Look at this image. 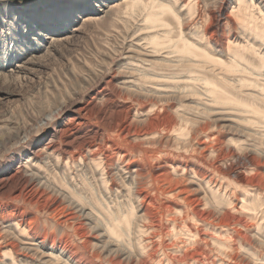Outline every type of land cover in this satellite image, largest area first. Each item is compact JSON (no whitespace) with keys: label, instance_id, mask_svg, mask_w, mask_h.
Masks as SVG:
<instances>
[{"label":"rangeland","instance_id":"rangeland-1","mask_svg":"<svg viewBox=\"0 0 264 264\" xmlns=\"http://www.w3.org/2000/svg\"><path fill=\"white\" fill-rule=\"evenodd\" d=\"M89 1L93 9H95V11L91 13L83 12L84 7L80 8L77 6L75 8L74 3L76 2V0H0V126H4V128H0V178L7 176L9 174L8 172L22 165L21 163H23L26 157L30 156L31 151L36 152V150L40 148V146H44L48 142H52L53 139H56L55 141H53V144H56L58 142L56 144L57 150H63L65 148L66 137H63V135H61V130L65 122L68 121L67 119L70 118L71 114L74 113L77 108L82 106H89L90 108L92 107L95 110L103 111L110 104V109H107L108 111L106 110L108 113H106V119L108 121H115L122 116L123 106H128V104L135 106L137 105L135 104L136 102L134 103L132 99H125L129 96H127L128 94L124 89L120 88L118 82L123 80L122 78L126 75V69H123V71L122 67L120 66H123V63L125 62H131V60V63H136L138 57H143L142 55L128 52L126 50V45H130L131 42V45L137 42L139 44H143L145 42V40H141L139 37L142 38L144 32H146V10L142 7H138L135 10H132L133 12L129 16V14H126V12L130 13L131 11L124 9V7L119 4L122 0ZM149 1L150 0H146L145 2H148L149 4ZM256 1H259L260 5L264 4V0ZM190 2L189 3L191 6L188 5L190 9L188 7L186 8L189 9L187 10L189 13L188 15H194L198 11H201L203 14L207 15L209 9L217 7L216 0H214V3L212 1L209 7L206 6V8L201 5L203 3L199 4L201 0H190ZM195 2H198V6ZM104 3L107 5L103 6ZM116 4H118L117 6L119 7L121 6V8L117 7ZM47 7L50 8V11L47 10ZM64 7H67L69 11H65L63 13V11H61V8ZM116 7L120 11H117V9H115ZM14 10L16 12H19L20 10H30L35 12L36 14H40V17H38V19H40L38 22L39 24L37 25V23H32L31 21L34 20L28 18L24 21L22 19H13V16L14 18L16 16L12 15V13L10 12ZM114 10L119 13H114ZM102 12L105 14H103ZM194 18H196V15H194ZM194 18L192 16L188 20L183 21V25L181 28L184 29L192 27ZM140 19L143 21H141ZM167 19L170 25L174 28V35L177 34L178 27L176 20L171 15H168ZM53 20H56V22L58 23L57 27L59 29L56 27L58 29L57 32L55 31L56 28L45 29V26L43 27L44 24H51ZM26 23H28V26L25 27ZM138 26L140 27L136 28ZM141 26H144V29L143 27L141 28ZM213 26V24H210L209 26H207L206 30H212ZM31 27L32 29L29 32H26L25 29ZM135 28L136 30L140 29L139 33L138 31L137 33H135ZM203 28L204 26L201 27V30H203ZM141 29L143 30V32ZM227 31L229 33L235 32L233 29L225 28V32ZM113 34H118L119 36L116 35L115 37V35ZM130 34L132 35L130 36ZM136 37L139 41L136 40ZM223 43L224 41H222L219 46H226V44ZM117 45L119 46V48L117 47ZM219 46L218 48H220ZM230 47L235 48L234 43L231 44ZM118 49L120 50L118 51ZM116 51H118V54ZM165 52L166 51L160 49L156 52L158 56L153 59H155L157 62H160V59L164 57ZM114 54H117L118 56H115ZM134 54H136V56ZM247 61L250 64L257 66L260 64V62L264 61V57L260 59L254 58L253 54L250 53L247 55ZM16 65H22V68H20L18 72L13 71ZM158 68H160L159 73H161L162 78L166 76L170 77V73H164L166 72V67ZM9 69L12 70V72ZM179 74L183 73L180 72ZM191 76H198L199 78H202V81L203 79L204 81L207 80L209 84H201L194 78L187 79L189 80V83H192L193 87L190 88V90H180L173 85L172 87L166 86L168 81L174 83L176 78H173V80L168 77L169 80L165 78L160 80L161 76L158 78L156 77L158 79V86L147 84L150 86H147L148 90H150V88L151 90L152 88L154 90L155 87L162 92L164 91L163 95H169V93L172 92L177 93L176 97H162L163 99H161L160 102L157 101L158 99L154 97V95H151L153 92L150 90L149 93H151V96H149V98H147L146 100L148 101L149 99H151L156 103L154 105L155 107L152 106V112L155 110L154 113H152L154 116L159 112V114H161L160 118L162 116H166L167 118V116H169L170 114V116H173L174 118L176 117L178 120L179 113L192 120L188 122H182L183 124H187L186 128L184 129V137L187 144L195 145V139H193V137L196 138L200 136V133H195L193 129H199L202 126H206V128H209L211 132L217 135L213 138L214 142L216 141V143L221 142L222 144H224L219 145L220 151L218 152V156L220 157L215 159L211 158L209 160L206 159L205 162L208 165H213L214 163L218 164L223 172H227L229 174L231 181L228 182H232L233 185L227 190L225 195H221L218 192L212 193L211 196L214 201L210 198V196L206 195L209 201L201 200L198 205L196 203H193L191 207L195 208L196 210H200V214L202 213L204 217L207 218L205 219L201 217L206 223H212V225H209L208 230L201 229L202 227L199 226L200 233H204L207 235L213 234L214 239L220 238L221 241H225L224 248L228 249L227 245H230L233 249L236 250L234 253L237 254V259L228 262L229 264H263L264 184L262 183L259 186L254 184L246 185L248 183L245 181L249 180L251 176L256 172L261 174V176L264 178V155H260L264 154V137L258 131L260 130L259 124L253 123L251 119H248L253 115L251 111L248 110H252L254 106H259V104L264 105V102L244 103L245 100L249 102L251 101L249 100L250 98L245 94V91H249L250 89L253 90V87H247V89H244V87L240 88L238 86L237 79L242 77V73L240 72H231L226 70L224 67H221V74L218 75L215 71L212 72L204 68H200ZM159 82H161L160 85ZM162 84H165V86ZM100 87L106 89L108 92L114 93V97L112 98V100H110V102L106 103L104 100L99 99L95 101L96 98L94 97V95L101 89ZM147 87L145 84L144 88L146 90ZM166 89L168 90L166 91ZM176 90H178V92H176ZM130 100L131 102H129ZM146 100L144 99L143 101L146 102ZM149 103L150 102H148V105ZM153 107L155 108L154 110ZM160 107L162 109H160ZM171 108H175V110H178L177 115L172 111ZM60 109H62L63 112L61 111L62 113L58 114ZM111 110L112 113H110ZM163 113H166L165 116ZM54 114L56 117L53 116ZM65 116L68 118H66ZM89 118L90 119L86 121L85 125L77 128L75 131L76 133H78V137L81 140H89L94 132H99L102 133V135L104 134L103 136L108 135L107 137L111 138L110 140L114 148H118L120 145L122 148H125L124 146L126 145L124 144V142L120 141L113 133L108 131V129L104 127L105 125H102L99 122V118L97 115L93 114ZM51 119H53V121ZM42 120L45 122H43ZM49 121L52 125L49 123ZM16 133H19V136L22 139H17L15 137ZM58 137H60L59 141ZM19 142H21V144L20 146H17ZM249 146L257 151L256 156L260 159L259 164L254 168L252 165L246 163V161L241 156L238 158L235 156V153H239L241 149ZM136 148L141 149L145 154H148L152 150H159L162 154L163 159H160L159 161L157 160L156 163H162L163 161L167 160L170 163L173 162L175 164L177 162L185 161L186 159L188 160L191 156L192 158H196V156H193L191 152L185 153L184 151H182V147L176 148L175 146H172L169 143L165 142H162L159 145H145ZM111 149L112 147H108L107 151L110 152ZM132 156L129 158L132 159L127 163H141L139 164L141 166H143L142 164H144L143 167H146L148 171L152 169L154 164H156L154 163V161L151 162V160L143 158L141 155L137 156V154H134ZM102 166L104 167V165ZM59 168L57 174H54L52 171L51 173H49L50 182H52L54 179L56 180L54 182H56V184L60 188L63 187V189L72 192L73 189L70 185L72 182L69 183L68 180L65 179L66 174L63 173L62 167ZM146 168L144 170H146ZM236 171L244 172V175L241 176L243 181L235 177ZM78 174L79 173H77L76 175ZM92 174L93 173L90 172L88 174H85L84 176H81L80 173L78 175V178H76V182L79 183L83 180V182H85V184L87 185L86 187H84L85 190H82V193L83 195L86 193L85 195L90 199V201L92 203L94 202L93 205L95 207V222L102 228L104 226L116 227V218H119L121 213L128 214L132 218L131 213H135L134 207L132 205L133 194L127 192L128 187L125 186L123 190L120 179H118L117 176L115 179H113L115 175H113L114 177H111V181L110 178L107 179V185H109L108 187L112 188L113 185L118 186L119 190H121L119 192V195H122H120L121 198L119 197V200L117 201L118 205L110 208L111 210H108L107 202L109 201V199H107L106 196L103 195L104 192L101 191L102 189H100L98 179L94 176V174ZM50 176H52L53 178H51ZM54 176H58L59 178H54ZM24 177L27 178L28 176L25 175ZM91 180L94 182V184ZM108 180L111 182V184ZM113 180L115 183L112 182ZM33 181H30V179H27V181L23 179L17 182L16 185L9 182L7 186L10 185L9 187L11 189L13 188V186H15L16 194L14 193V191L11 192V189H9L8 191H0V220L6 221L12 213L16 216L22 214L21 216L25 220L28 227L25 234L29 235L28 238H32L35 236L38 238V240L40 239V242L37 241L38 250L40 249V252L38 250L37 252H29L30 250L23 249L18 255L16 252L17 248H13L12 250V248H9L11 246H6V249H9L13 252L12 259L30 261L31 264H44L42 263L41 253L46 254L47 252H51L52 246L55 248L59 246L66 248L65 252L69 255H72V257L79 264H110V262L108 261L109 258H116L123 264H125V260L122 257L114 254L109 255L106 259L107 261L101 259V261H103L98 262L99 259L93 257L90 249L84 245V238L82 237V234L85 233L86 235H89V240H92L94 242H96V240L100 238L97 232L91 229L89 222H87V220L83 216H80L77 212H75L59 192L50 190V188L53 189L51 186H48L49 189L46 187L37 186L38 188H34L35 191H33L32 185L33 183L35 185V181ZM126 183H128V181L125 179L124 184ZM144 185V189L147 188L149 190V186L151 189H154V187L148 185L147 179L145 180ZM68 186L71 187L68 188ZM158 186L161 187V183L158 182ZM17 190L21 191V194L24 195L31 194L30 191H32L33 199L36 198L35 200L39 202V205H43L45 208L46 206H48L51 208V210L44 211L36 206L33 207L29 204L26 205L27 203H21L20 199H16L15 197L18 193ZM126 193L127 196L125 195ZM113 194H111L112 197L115 196H113ZM74 196L77 198V194L74 193ZM94 196L96 198H94ZM85 200L83 199L82 201L85 203ZM239 200H241L242 203L239 202ZM155 201L157 207H161L162 205V208L164 204L171 205V209L175 204L184 206L183 203H181L174 197L164 198L161 196V198H156ZM18 203H20L21 206ZM203 203L204 206L202 210L204 211L200 209V205H202ZM24 204L25 206H23ZM254 207L256 208L255 210L252 209ZM38 209L41 211H39ZM160 209H158V211L161 212L162 209ZM36 210H38L37 212L40 213H37ZM69 212H72L76 216L79 215L76 219V225L81 224L83 226L82 232H80L79 230L75 231V226L73 227L62 224V215ZM247 212H251L254 215L251 216V214ZM220 213L227 214V222L223 224L219 223L218 220L221 216ZM34 214L38 215V217L36 215L33 216ZM139 214H141V212L136 213V217ZM246 214H248V216ZM30 217L34 218V220H37L38 225L36 221H33V219ZM45 217L49 219L47 220ZM45 219L49 223L46 224ZM55 219H57V224L55 223ZM159 219L160 218L158 216V213L156 212L155 220H158L157 222L164 226L166 223L165 220ZM138 220L139 219H137V221ZM140 220H142V224L144 222V219L140 218ZM56 225L57 227H55ZM211 226L212 228H210ZM1 227L2 225L0 223V228ZM221 227L222 232L219 231ZM122 238L123 240L121 239V244L124 245L128 250H131L130 253L133 258L131 264H207L208 261V264H218V262L225 264V260L216 261L215 255L217 254L214 252L213 253L215 255H209L205 254L204 251L203 256H201L202 254H200V257L194 256L195 258L193 257V259L190 260L189 256H185V251H187L186 253H188V251H191L190 253H192L191 247L196 241V238L194 240L193 238H189L191 239V242L185 243L189 241L188 237H186L185 235H180L178 238L172 239L170 241H166L164 238V242H166V244L170 243V246H168L169 248H175L179 245H183L182 250L163 249V251L159 246L151 247V249L149 247H146L143 250V253H140L142 255L137 254L136 249L138 247L136 248V246H133V239H130L128 241L127 237ZM203 238L205 241L210 243V240H208L207 237ZM18 239L19 238L10 237L6 239V243L8 242L9 244H17L20 247V243L22 240ZM238 239H240L241 242H238ZM202 244L210 247L207 243ZM5 248H2L0 250L1 255L2 253H4V250H6ZM226 249H223V251L226 253H230V251H226ZM83 250L84 252H87L86 255L84 254ZM183 250L184 252H182ZM151 251H154V253H152ZM53 253L56 252L54 251ZM169 253L171 254L169 255ZM176 253L177 256H175ZM190 253L188 254L191 255ZM250 253L252 255H250ZM22 255H26L27 257H25L24 259ZM211 256L212 259L210 258ZM257 257L262 259H255ZM0 258L1 260H4L3 256H0ZM95 258L97 261L95 260ZM8 259L9 257L6 256L5 260ZM205 259L206 262H204ZM187 260L188 262H186ZM20 263L28 264L25 262Z\"/></svg>","mask_w":264,"mask_h":264},{"label":"bare ground","instance_id":"bare-ground-1","mask_svg":"<svg viewBox=\"0 0 264 264\" xmlns=\"http://www.w3.org/2000/svg\"><path fill=\"white\" fill-rule=\"evenodd\" d=\"M145 1L146 0H122L121 3H119L122 7H124V9L131 11L130 13L126 12V14L127 13L129 14V16L133 12L132 10H135L138 7L139 8L142 7L146 10V17H145L146 25L142 24L145 25L146 32H144L142 38L139 37L141 40H145V42L142 41L144 42L143 44L142 43L139 44L137 42V43H133L132 45L131 42L130 45L129 44L126 45L127 46L126 50L128 52L136 53L138 55H142L143 57H138V60L134 57L137 60L136 63L135 62L131 63L132 62L131 60V62L123 63V66L120 64L122 70L126 69L125 71L126 75L122 78L123 80L121 81L118 80L120 88L124 89L128 94L127 96H129L128 98L125 99L129 100L130 98L134 101V103L136 102L135 104L137 105L135 106L128 104V106L127 105L123 106L122 116L116 119L115 121H108L106 119V113L108 111L107 109H110L109 108L110 104L105 109L102 107L104 109L103 111L95 110L94 108L92 107L90 108L89 106H82L77 108V110L71 114L70 118L67 119L68 121L66 120L67 122H65L61 130L62 131L61 135H63V137H66L65 148L61 151L57 150L56 144L58 142L56 144H53V141L56 140L53 139L52 142H48L46 145L40 146V148L36 150L37 153L35 151H31L30 156L26 157L23 163H21L22 164L20 165L21 167L20 166L16 167L15 169L8 172L9 174L7 176L0 178V191H4V190L8 191L9 189H11L9 187L10 185L7 186L9 182H11V184L16 185L17 182L23 179H25L26 181L27 179H30V181L33 180L35 181V185L34 183L32 185L33 191H35L34 188H36L37 186L38 187L42 186L46 188H48V186H51L53 189L50 188V190L59 192L63 196V198L69 203L70 207H72L74 211L77 212L80 216H83L87 220V222H89L91 229L97 232L100 238L97 239L96 242L89 240L88 238L89 235H86L85 233L82 234V237L84 238V245L90 249L93 257L99 259L98 262H100L101 259L106 260L109 255L114 254L122 257L125 260V264L132 263L131 261H133V258L130 253L131 250H128L124 245L121 244L123 240L122 237H127L128 241L130 239H133L134 241L133 246H136V248L138 247L136 249L137 250L136 252L137 254H140L143 253V250L146 247H149L151 249V247H156V246L161 247L162 250L163 249L182 250L183 245H179L175 248H169L168 246H170V243L166 244V242H164V238L166 241H170L172 239L178 238L180 235H185L186 237H188L189 240L188 242L185 243L191 242V239L189 238H193V240L196 238V241L193 243V246L191 247L192 253H190L191 251L190 252L188 251V253H190L191 255H189L188 253H186L187 251H185V256L187 257L189 256L190 260L193 259L194 256L198 257L200 254H202L201 256H203L205 251V254H209V255H215L214 253H216L217 254L215 255L216 261L225 260L224 262L226 264L232 260L237 259V254L234 253L236 250L233 249L230 245H227L228 249L224 248L225 241H221L220 238L214 239L213 234L207 235L204 233H200L199 226L202 227L201 229L208 230L209 225H212V223H206L202 219L205 217L202 213L200 214V210H196L195 208L191 207L193 203H196L198 205L201 202V200H205V201L208 200L206 195L210 196V198L214 201V199L211 196L212 193L218 192L221 195H225L227 190L233 185L232 182H228L231 181L229 174L227 172H223L218 164L214 163L213 165H208L205 162L206 159L209 160L211 158L215 159L220 157L218 156V152L220 151L219 145H224V144H222L221 142H217V143L216 141L214 142L213 138L217 135L211 132L209 128H206V126H202L199 129L198 128L193 129L195 133H200V136L196 138L193 137V139H195L194 140L195 145L187 144L185 141L186 139L184 137L185 135L184 129L186 128L187 124L186 123L183 124L182 122L183 121L188 122L192 120L179 113H178V120L176 117L174 118L173 116H170V114L166 118L165 116L166 113H163L165 117L162 116L160 118L161 114H159V112L154 116L152 113H154L155 111L154 105L156 103L151 99H149L148 101L146 100L147 98H149V96L154 95V97L158 99L157 101L161 102V99H163L164 97H174V96L176 97L177 93L172 92L169 93V95H163L164 91L162 92L158 90V88L154 87V90L153 88L152 90L150 88V90L153 92L151 94L149 93L150 90H148L147 86H149L150 84L158 86L157 78L161 76V79L159 78L160 80H162L163 78L168 80L169 78L170 79L176 78L174 83H171V81L167 80L168 81L166 85L167 87L168 86L172 87L173 85L176 86L177 89L179 88L180 90H187V89L190 90V88H192L193 85L192 83H189L188 82L189 80L187 79L194 78L198 80L201 84H205V85L209 84L207 80L204 81L203 79L202 81V78H199L198 76H191L198 69L204 68L208 71H212V72L215 71L216 74L219 75L221 74V67H224L228 71L242 73V77L237 79L238 86L240 88L244 87V89H247V87H253V90L250 89L249 91H245L246 92L245 94L250 98L249 100L251 101L249 102L245 100L244 103L264 102V61L260 62V64L257 66L252 65L247 61V55L250 53L253 54L254 58L260 59L264 57V4L260 5L259 1L257 2L256 0H216L217 7L213 9H209L207 15L203 14L201 11H198L194 14L196 15V18H194V15L193 14L188 15L189 13L187 11L190 9L188 5L192 3L190 2V0H182V1L150 0L149 4L148 2ZM212 1L214 3V0H201L199 4L203 3L201 5L206 8V6L209 7ZM74 4H75V8L77 6L80 8L84 7L83 12L91 13L95 11L92 5H90L89 0H76ZM197 4L198 2L196 3V5ZM106 5L107 4L105 3L103 4V6ZM117 5L118 4H116V6ZM121 6L120 7L117 6V7L121 8ZM117 7L115 9H117V11H120L118 10ZM187 7L189 9H186ZM47 10L50 11V8L47 7ZM14 11L10 12L12 13V15L16 16L15 18L13 16V19H18V20L22 19L24 21L27 20L28 18L34 20L31 21L32 23L34 24L37 23V25L39 24L38 22L40 19H38V17H40V14H36L35 12L30 10H26V11L20 10L19 12L16 11L14 12ZM61 11H63L64 13L65 11H69V9L67 7H64L61 8ZM115 12L116 11L114 10V13ZM168 15L173 16L177 22L178 33L175 35L173 32L174 28L170 25L167 19ZM192 16L194 18L192 27L184 28V29L181 28L183 25L182 24L183 21L188 20ZM57 24L58 23L56 22V20H53L51 24L48 25L44 24L43 27L45 26L44 27L45 29H52V28H56ZM210 24L214 25L213 29L207 31L206 30L207 26H209ZM26 26H28V23H26L25 27ZM202 26H204L203 30H201ZM139 27L140 26L136 28ZM142 27L144 29V26H141V28ZM57 28L55 29L56 32L59 29ZM225 28L233 29L235 32L234 33H229L228 31L225 32ZM31 29L32 27L26 28L25 30L26 32H29ZM139 30L137 29L135 33H137V31L139 33ZM113 35H115L116 37V35L118 34H113ZM131 35L132 34H130V36ZM222 41H224L226 46L224 47L219 46ZM233 43L235 45V48L230 47V45ZM218 46L220 48H218ZM117 47L119 48L118 45ZM160 49L166 52L164 57L160 59L161 61L157 62L153 58L158 56L156 52L159 51ZM119 50L120 49H118V51ZM118 51H116L117 54ZM117 54L114 55L116 56ZM136 54L134 55L136 56ZM158 67H163V68L166 67V72L164 71L163 72L165 74L170 73L169 74L170 77L168 76L169 77L168 78L166 76L167 78L166 77L162 78L161 73H159L160 68ZM20 68H22V65H16L13 71L18 72ZM10 71L12 72V70ZM180 72H182L183 74H179ZM160 83L161 82H159V85ZM145 84L147 90L144 88ZM162 85L165 86V84ZM167 90L168 89H166V91ZM176 92H178V90H176ZM94 97L96 98L95 101L99 99V100H104L106 103H108L114 97V93L108 92L106 89L101 88L97 93H95ZM144 99L146 100V102L143 101ZM129 102H131V100ZM148 102H150L149 105ZM152 106H154L153 112H152ZM160 109L162 108L160 107ZM171 109L177 115L178 110L177 109L175 110V108L174 109L171 108ZM61 111L62 109L59 110L58 114L63 112ZM248 111H251V113L253 114L248 119H251L253 123L259 124L260 130L258 131L264 137V105L259 104V106L256 107L254 106L252 110H248ZM110 113H112V110ZM93 114L98 116L99 122L102 125L104 124L105 125L104 127H106L108 131L113 133L116 136V138H118L120 141L124 142V144L126 145L124 146L125 148H122L121 145L120 146L117 145L119 147L114 148L110 140L111 138L107 137L108 136L107 134H106L107 136H103L104 134L102 135V133L99 132H94L89 140H81L78 137V133L75 132L76 129L85 125L86 121H88V119H90L89 117H91ZM150 114H152L153 116ZM53 116L56 117L55 114ZM51 120L53 121V119ZM2 127L4 128V126H0V128ZM15 135L14 136L17 139L19 140L22 139L20 138L19 133H16ZM58 138L59 141L60 137ZM162 142L169 143L170 145L175 146L176 148L182 147L181 149L182 151H184L185 153L191 152L193 156H196V158H192L191 156L189 157L188 160L186 159L185 161L177 162L175 164L173 162L170 163L167 160L163 161L162 163H156L157 160L159 161L160 159H163L162 154L159 150H152L148 154H145L141 149L136 148L145 145H159ZM20 144L21 142H19L17 146H20ZM108 147L109 148L112 147L110 152L107 151ZM134 154H137V156L141 155L143 158L149 159L151 160V162L154 161V163L156 164L153 163L154 166L152 167L151 170L148 171L146 167H145L146 170H144L145 169L143 167L144 164H142L143 166H141L139 165L141 163L139 164H135L131 162L127 163L132 159L129 158ZM256 155H257V151L250 146L241 149L239 153H235V156L237 158L241 156L246 161V163L252 165L253 168L257 166L260 162V159ZM260 155H264V154H260ZM102 165H104V167ZM59 167H62L63 173L66 174L65 179H67L69 183L72 182L70 184L73 189L72 192L63 189V187L60 188L56 184V182H54L56 181L54 179L53 181L51 180L53 183L50 182L49 173H51L52 171L54 174H57V172L60 169ZM90 172L93 173L94 176L98 179L100 189H102L101 191L104 192L103 195L106 196L107 199H109V201L107 202L108 210H111L110 208L118 205L117 201L119 200V197L121 198L122 195L121 194H120L121 196L119 195V192L121 190H119L118 186L113 185L112 188L108 187L109 185H107L108 183L107 179L110 178L111 181V177L115 175V177L113 176L114 177L113 179H115L116 176L118 177V179H120L121 184L123 186V190L125 186L128 187L127 192L133 194L132 205L134 207L135 213H131L132 218L128 214L121 213L120 217L116 218L117 221L115 222V225L117 228L113 226H109V227L104 226L102 228L95 222V217H94L95 207L93 205L94 202L92 203L90 201V199L85 195L86 193L84 195L82 193V190H85L84 187H86L87 185L85 184V182H83V180L82 182L79 183L76 182L77 180L76 178H78V175L80 173L81 176H84L85 174H88ZM77 173L79 174L76 175ZM25 175H27L28 177L25 178L24 177ZM242 175H244V172L242 171L235 172V177L238 179L242 180L241 177ZM50 177L53 178L52 176ZM55 177L58 176H54V178ZM125 179L130 184L128 183L124 184ZM144 179L145 180L147 179L148 185H151V187H154V189H151L150 186L148 187L149 190L147 188L144 189L145 186ZM112 182L115 183L114 180ZM158 182L161 183V187L158 186ZM245 182L248 183L246 185L254 184L259 186L262 183L264 184V178L261 176V174L256 172L254 175L251 176L249 180ZM71 186H68V188ZM13 191L16 194L15 186H13V188L11 189V192ZM17 192L18 193L15 197L16 199H20L21 203H27L26 205L29 204L32 205L33 207L36 206L44 211L51 210V208L48 206H46L45 208L43 205H39V202L35 200L36 198L33 199L32 191H30L31 194H26V195L21 194V191L19 190H17ZM74 193L77 194V198L74 196ZM111 194L115 196L112 197ZM125 195L127 196V193ZM161 196L164 198L174 197L178 201L183 203L184 206H180V204H175L171 209V205L164 204L163 208L162 205L161 207H157L155 200L156 198L159 197L161 198ZM94 198L96 197L94 196ZM83 199L84 200L87 199L85 200V203L82 201ZM239 202H241V200H239ZM23 206H25V204ZM200 206H201L200 209L202 210L204 203ZM158 209H160L161 212L158 211ZM252 209L255 210L256 208L254 207ZM38 210H36V212ZM139 212H141V214H139L136 217V213ZM156 212L158 213L160 219L165 220L166 223L164 226L162 224H159L157 222L158 220L157 221L155 220ZM247 213H250L251 216L254 215L251 212H247ZM220 214L221 216L219 217L218 220L219 223L223 224L227 222L228 221L226 216L227 214L225 213H220ZM21 215L16 216L15 214L12 213L10 214V217L6 221L0 220V223L2 225V227L0 228L1 229L0 250L2 248H5L6 246H11L9 248H12V250L13 248H17L16 252L18 255L23 249L30 250L29 252L31 251L37 252L38 242H40V239L38 240V238L35 236L32 238H28L29 235L25 234L27 232L28 227ZM35 215L36 214H34L33 216ZM246 215L248 216V214ZM36 216L38 217V215ZM78 216L74 215L72 212H69L67 214L62 215L61 222L63 225H68L73 227L75 226V231L79 230L80 232H82L83 226L81 224L76 225V219L78 218ZM49 218L46 219L48 220ZM140 218L144 219L143 222L144 224L143 223L141 224L142 220H140ZM32 219L37 223V220H34V218ZM46 219L45 221L47 224L49 222H47ZM137 219L139 220L137 221ZM55 220H56L55 223L57 224V219ZM55 227H57V225ZM210 228H212V226ZM219 231L222 232V227L220 228ZM10 237L19 238L18 240H22L21 243L19 242L20 247L17 244H9L8 242L6 243V239ZM203 237H207L208 240H210V243L205 241ZM238 242H241V240L238 239ZM202 243H207L210 247H207L205 244ZM65 249L66 248L59 246L57 248L52 246L51 252L46 251L47 252L46 254L41 253L42 263L79 264L72 257V255H69L65 252ZM223 249H226V251L229 250L230 253L224 252ZM38 251L40 252V249ZM54 251L56 253H53ZM182 252H184V250ZM86 253L87 252H84L85 255ZM152 253H154V251ZM12 254L13 252L11 250L9 249L4 250V253H2V255L0 254L1 257L2 256L4 257V260H1L0 258V264H17V263L21 264L20 262L31 264L30 261H26V260L22 261L21 259L19 260L12 259L13 257ZM170 254L171 253H169V255ZM5 255L9 257L8 260H5L6 257ZM250 255L252 254L250 253ZM22 256L24 257V259L25 257H27L26 255L25 256L22 255ZM175 256H177V253ZM210 258L212 259V256ZM255 259L261 260L262 258L257 257ZM108 261L110 262V264H123L120 260L116 258H109ZM186 262H188V260ZM204 262H206V259ZM218 264H222V263L218 262Z\"/></svg>","mask_w":264,"mask_h":264}]
</instances>
